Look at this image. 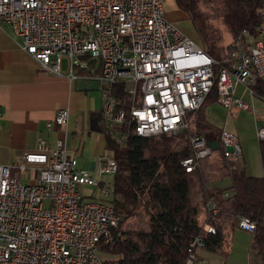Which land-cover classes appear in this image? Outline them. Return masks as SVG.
<instances>
[{
  "label": "built area",
  "instance_id": "1",
  "mask_svg": "<svg viewBox=\"0 0 264 264\" xmlns=\"http://www.w3.org/2000/svg\"><path fill=\"white\" fill-rule=\"evenodd\" d=\"M262 2L256 33L243 29L223 62L166 17L167 0H0V25L10 27L50 73L62 75L66 57L69 77L96 80L102 127L126 145L131 131L143 137L184 132L188 114L201 108L214 87L228 111L254 110V86L264 81ZM240 84L252 101L238 95ZM69 120L63 107L47 127L65 131ZM257 136L264 139V126ZM189 138L194 152L181 164L191 172L214 150L205 136ZM220 142L228 160L242 159L237 133L223 129ZM117 169L113 156L99 157L98 177L80 168L64 137L55 146L39 137L18 163H0V264H104L100 245L114 241L121 216L106 201L86 200L85 188L100 187L107 198L111 190L101 177ZM14 170H38V176L24 181ZM208 210L217 215L220 207L210 200ZM239 227L252 233L256 224L242 217ZM203 230L216 232L208 222ZM204 245L202 234L191 241L187 264H195ZM248 264L264 263L253 262L249 253Z\"/></svg>",
  "mask_w": 264,
  "mask_h": 264
},
{
  "label": "trees",
  "instance_id": "2",
  "mask_svg": "<svg viewBox=\"0 0 264 264\" xmlns=\"http://www.w3.org/2000/svg\"><path fill=\"white\" fill-rule=\"evenodd\" d=\"M174 1L190 17L205 50L220 62L241 31L256 33L262 20V0ZM226 34L230 42H225ZM254 96L264 99V81L256 83ZM214 102H218L216 87L197 112L188 114L189 127L180 134L143 137L131 131L126 145H120L103 129L106 150L118 169L112 175L110 195L101 200L121 216L114 241L100 245L104 264H187L188 248L199 234L205 239L203 248L227 259L242 217L256 224L251 260L264 263V173L250 175L241 160L227 159L220 142L223 129L206 117ZM194 135L218 140L220 147L188 172L181 161L193 155L189 137ZM259 148L264 168V139ZM210 200L220 207L217 215L208 210ZM206 222L215 233L203 230Z\"/></svg>",
  "mask_w": 264,
  "mask_h": 264
},
{
  "label": "crops",
  "instance_id": "3",
  "mask_svg": "<svg viewBox=\"0 0 264 264\" xmlns=\"http://www.w3.org/2000/svg\"><path fill=\"white\" fill-rule=\"evenodd\" d=\"M172 10L174 12L166 11V17L193 39L180 26L185 20L191 21L190 17L178 9L175 1ZM66 69L67 73L63 72L62 75L47 71L33 55L20 46L10 27L0 25V163H18L25 151L36 148L39 137L48 140L52 146H55L58 138L64 137L70 153L76 154L79 164L95 175L99 157L112 156V153L106 150V139L102 130L103 96L99 83L87 77L72 79L68 76V67ZM241 88V94L238 95L245 98L244 94L247 92L244 86ZM63 107L70 110L67 129H49L47 122L53 120L57 111ZM209 107L206 109V117L213 123L208 114ZM251 112L255 121V127H252V141L241 136L234 122L242 114L240 109L227 110L224 125H215L238 134L243 149L241 165L248 174L260 176L264 173V168L257 129L264 126V99L254 104V110ZM14 173L18 174L15 170ZM18 175L22 176L24 181H33L38 176V170ZM251 242V233L236 230L233 234L231 254L220 264H248ZM203 254V263L208 259V264H211L209 251Z\"/></svg>",
  "mask_w": 264,
  "mask_h": 264
},
{
  "label": "rangeland",
  "instance_id": "4",
  "mask_svg": "<svg viewBox=\"0 0 264 264\" xmlns=\"http://www.w3.org/2000/svg\"><path fill=\"white\" fill-rule=\"evenodd\" d=\"M174 6V0H167V4H166V11H171L174 12V10H172ZM180 25V24H179ZM183 30L185 32H187V34H190L191 37H193V40L197 43H201V38L198 34V32L196 31L193 23L189 20H185V22L181 23L180 25ZM231 38H229V36L226 34L225 36V42H230ZM67 58L64 57L63 60V70L65 73H67ZM241 84L239 85L238 88V94H241ZM244 99L250 101L251 100V96L249 93H245L244 94ZM254 102L253 104H258L260 101H262V99H259L257 97H254ZM208 114L210 116L211 121L218 125V126H223L224 125V121L227 117V110L219 103V102H214L211 104V106L208 109ZM242 112V114H240V116H238L234 122H236L237 127L239 128L240 132H241V136L243 138H245L246 140L252 141V137L254 136V132H252V127H255V121H254V117L252 112L250 111H243L240 110ZM232 120H234V117L232 115ZM103 130V127H102ZM255 131V129H254ZM107 154H110L109 152H107ZM80 168H83V165L79 164ZM18 175V174H16ZM20 176V175H18ZM96 176L98 177V175L96 174ZM22 177V176H21ZM101 180H103L105 182V184L109 185L110 190H112V181H113V176L112 175H102ZM227 183H229V180L226 181ZM92 187L91 188H85V192L86 194V200H101L103 198L102 194L100 193V187L93 190L92 191ZM92 193V194H91ZM91 194V195H90ZM207 250H203L202 248H198L196 250V261L195 264H208V259H205V263H203V258L201 257V255H204L203 253L206 252ZM209 254L211 255V264H220L222 263L225 259L213 252L209 251ZM101 256L104 257V255L101 253ZM206 256V255H205Z\"/></svg>",
  "mask_w": 264,
  "mask_h": 264
},
{
  "label": "water",
  "instance_id": "5",
  "mask_svg": "<svg viewBox=\"0 0 264 264\" xmlns=\"http://www.w3.org/2000/svg\"><path fill=\"white\" fill-rule=\"evenodd\" d=\"M209 145L213 148V150H216L220 147V142L218 140H209ZM229 150H232V148L228 147Z\"/></svg>",
  "mask_w": 264,
  "mask_h": 264
}]
</instances>
